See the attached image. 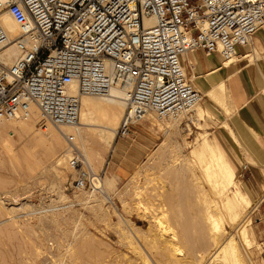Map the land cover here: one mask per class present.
I'll use <instances>...</instances> for the list:
<instances>
[{
    "label": "rangeland",
    "instance_id": "1",
    "mask_svg": "<svg viewBox=\"0 0 264 264\" xmlns=\"http://www.w3.org/2000/svg\"><path fill=\"white\" fill-rule=\"evenodd\" d=\"M254 48L259 50L254 41L245 47L247 51ZM186 59L191 77L193 70ZM226 103L227 93L220 103L204 96L201 104L214 113L200 124L187 117L180 122L159 119L151 113L133 125L130 135L116 133L110 147L91 149L99 177L96 184L110 180L113 185L104 191L93 186L77 189L76 172L69 169L68 159L57 164L28 135L10 128L0 136V264H223L207 263L204 258L213 250L218 235L213 221L217 220L226 236L234 233L239 239L245 264H264L263 198L250 199L236 219L230 218L219 206V178L208 164L209 156L192 152L201 140L199 133L208 132L210 142L216 141L236 168V184L243 191L240 174L245 164L228 133ZM168 193L185 204L177 217V206L163 204ZM25 203L29 205L23 207ZM16 213L21 214L9 218ZM245 215L251 240L247 245L238 236ZM184 218L187 237L182 234ZM122 229L133 238L122 234Z\"/></svg>",
    "mask_w": 264,
    "mask_h": 264
},
{
    "label": "built area",
    "instance_id": "2",
    "mask_svg": "<svg viewBox=\"0 0 264 264\" xmlns=\"http://www.w3.org/2000/svg\"><path fill=\"white\" fill-rule=\"evenodd\" d=\"M5 12L20 28L13 38ZM263 26L264 0H0V120L24 116L35 104L43 124H76L82 96H106L121 81L131 90L119 136L150 112L191 121L204 94L184 54L229 60ZM11 43L20 55L7 65L3 50ZM70 151L76 188H99L82 152Z\"/></svg>",
    "mask_w": 264,
    "mask_h": 264
},
{
    "label": "bare ground",
    "instance_id": "3",
    "mask_svg": "<svg viewBox=\"0 0 264 264\" xmlns=\"http://www.w3.org/2000/svg\"><path fill=\"white\" fill-rule=\"evenodd\" d=\"M153 20H154V18H150L148 20V23L153 22ZM2 22H3L7 32L9 33L10 38H13L14 36H16L17 34L20 33V28H19L18 23L14 20V18L9 13L5 12L2 15ZM251 44H252V41L249 45H251ZM249 45H247V46H249ZM247 46H245V47H247ZM245 47H243V48H245ZM258 48H259V50L257 48H254V49H251V50L247 51L246 53H244V55L241 54L242 55L241 58H244L245 56H249L251 58V60H254V59H259L260 57H264V49L262 47H258ZM260 51H262V52L260 53ZM3 54H5L6 64L10 65L15 61V59H17L19 57L20 50L15 43H11L3 50ZM187 54L188 53L184 54L183 57H186ZM241 55L240 54L236 55L229 60H224V62L228 65V64L236 61L237 59H239ZM254 61H256V60H254ZM192 76H195V75H192ZM71 89L74 92L76 91V88L73 85L71 86ZM130 90H131L130 84H124L121 81H118L113 86V88L111 89L110 94H108L106 96H98V95L82 96L79 120L77 121L76 124H72V125L56 126V125L49 124V123L43 124L41 122V119H40L39 108L37 105L33 104L31 106L30 110L28 111V113H26L24 116H20L16 119H13V120H5V119L0 120V136L9 132L10 128H13L15 131H18V132L23 133L25 135H28L30 140L34 141L36 144H38L42 147L41 153H43L48 158L49 157L53 158V161H56L57 164L58 163L63 164L65 161H67L68 157L70 156V152H71L70 150L72 148H75L74 145H76L77 148L80 149L81 152L83 153V155L85 156L84 158H85L86 169L89 171V173L91 175H96L97 173L95 171V165L93 164L92 155H91L90 150L91 149L93 151L97 150L99 147H102L103 145L109 146V147L112 145L113 139H114V137L118 131V128H119L118 127L119 121L122 120L121 117L124 116L125 110L128 106V95H129ZM225 94H226V88H225L224 83L222 82L219 85H217L215 88H213L211 91H209L207 93V96L209 97L210 100H212L216 103H220L221 98H223V96ZM123 111H124V113H123ZM191 112H193V114H191L189 117L193 120V123L196 122V124H200L198 121L203 120L206 115L209 116V114L214 113L210 106L204 107L201 104V102L196 103L193 106ZM151 113H154V112H150V113L146 114L145 118L148 115H150ZM175 120H177V122H180L181 118L175 119ZM174 122H172V123L174 124ZM40 124H42V127H45L46 129H43V131H42L41 127H39ZM91 125H99V126L102 125L105 128H95V127H92ZM170 128H171V126H170ZM177 128H178V126H177ZM205 133H203V132L199 133V134H201L200 135L201 140L199 141V144L197 146L195 145L196 147L192 150V152L193 153L203 152L207 156H209V158L207 157L208 159H210V162H208V164H210L209 165L210 168H212L211 166H213L215 168V169H213V168L212 169L214 170L216 176H218V178H219L217 184H219V186H220V192L219 193L222 194V195L220 194L222 196V198H221V204L219 206L223 207V209L226 210V212L230 218L236 219L235 217L237 215H240L241 212L243 211V209L245 210L246 209L245 207L251 203L250 198L236 184V181H237L236 168H234V166L231 165V162L229 161L227 156L224 153H222L221 151H219V147H218L216 141H214V144H212L210 142V140L208 139V135H207L208 132H207V134H205ZM68 136H72L74 138L73 139L74 141H69ZM6 140L9 141L8 139H6ZM73 143H74V145H73ZM182 165H183V163H182ZM174 171H171V172H174ZM171 172H169L170 175H171ZM174 173H176V171ZM174 173L172 174V176L174 175ZM176 175H174L173 178ZM96 177L99 180V177L98 176H96ZM177 178L178 177H176V180L180 179V178H178V179ZM98 186L103 187L101 189L102 191H104L105 188L111 189L113 187L112 182L110 180L101 181L100 185H98ZM186 187H187V185H186ZM186 187H184V188H186ZM181 189H183V188H181ZM218 190L219 189H217V192H218ZM163 201L165 202L163 204L164 205L168 204L169 207L171 206L174 208L175 206H177L176 208L178 209V212H175V217H177L181 214L180 213L182 211L181 208L185 206L184 201H183V204H184L183 206H182L181 202H176L171 193L166 194L165 199H163ZM219 202H220V200H219ZM23 205H24L23 207H25L29 204L25 203ZM17 210L18 209H14L13 211L16 212ZM19 214H21V213H16L15 215H13L9 218L14 219ZM147 216H148V214H147ZM152 217H154V216L152 215ZM184 219L185 220H183V222H182V234L184 237H187L186 232H187V228H188V221L186 218H184ZM248 221H249V217L247 218V215H245L242 218V220H240V222H239L240 231L238 233V236H239L240 240L245 245L251 243L250 242L251 240L249 239V229L247 227ZM213 222H214V229L216 230L218 235L215 238L214 245L212 248L213 250L208 255H204V258H207L206 262L211 263L214 261H219V262H222L223 264H245L243 262V258H242L241 251H240L239 239L235 236L234 233H231L230 235L226 236L225 235L226 229L223 228V226L218 223V220L213 221ZM0 224H1V222H0ZM128 224H126V226ZM212 225H213V223H212ZM132 228L134 229V227H131L130 230L132 232H134ZM122 230H123L122 234H126L128 236L131 235V233L127 234V232H125L124 229H122ZM1 232H2V230H1ZM134 233H133V235H134ZM135 234H137V233H135ZM175 237H177V235L174 233V236L170 237V239H171L170 242ZM131 238H133V237H131ZM174 241L175 240H173L172 243Z\"/></svg>",
    "mask_w": 264,
    "mask_h": 264
},
{
    "label": "crops",
    "instance_id": "4",
    "mask_svg": "<svg viewBox=\"0 0 264 264\" xmlns=\"http://www.w3.org/2000/svg\"><path fill=\"white\" fill-rule=\"evenodd\" d=\"M253 41L264 49V27L254 35ZM239 52L244 55L247 50L242 47ZM241 57L227 65L219 54L206 56L201 50H193L188 52L186 60L195 75L191 78L204 96L208 97L209 91L224 83L225 111L230 113L226 116L228 133L245 164L240 174L241 187L251 201L262 197L264 202V60ZM262 223L264 243V219Z\"/></svg>",
    "mask_w": 264,
    "mask_h": 264
}]
</instances>
